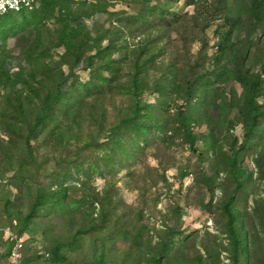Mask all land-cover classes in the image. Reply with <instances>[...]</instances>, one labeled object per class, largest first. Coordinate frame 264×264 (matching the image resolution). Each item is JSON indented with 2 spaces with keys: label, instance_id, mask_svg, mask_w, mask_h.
I'll use <instances>...</instances> for the list:
<instances>
[{
  "label": "rangeland",
  "instance_id": "1",
  "mask_svg": "<svg viewBox=\"0 0 264 264\" xmlns=\"http://www.w3.org/2000/svg\"><path fill=\"white\" fill-rule=\"evenodd\" d=\"M9 233L22 264H264V0L0 17V264Z\"/></svg>",
  "mask_w": 264,
  "mask_h": 264
},
{
  "label": "trees",
  "instance_id": "2",
  "mask_svg": "<svg viewBox=\"0 0 264 264\" xmlns=\"http://www.w3.org/2000/svg\"><path fill=\"white\" fill-rule=\"evenodd\" d=\"M259 85H260L259 81H253L249 84V86L247 88L246 105H247V108L249 109V111H252L254 113V115L257 114L256 107L254 104H255V97H256V89L258 88ZM51 106H52V104L48 100H45L44 105H43V111L47 112L48 110L51 109ZM43 119H44V116L37 118L35 125L31 129L32 134H35L37 127L42 123ZM248 129H250V128H248ZM231 153H232L233 159H234L236 152L233 149H231ZM232 162L234 163V160ZM225 213L228 217V224H227L228 233L230 235V240H231V244L233 247L234 259H236L238 256V237H237V233H236V230L234 228V225H233L234 217H233L232 212L229 210L228 206L225 207ZM61 247H62L61 244H57L55 246V248L51 251V255H50L49 259L52 263L64 262V258L61 257L59 254ZM151 264H157L156 260H152Z\"/></svg>",
  "mask_w": 264,
  "mask_h": 264
},
{
  "label": "built area",
  "instance_id": "3",
  "mask_svg": "<svg viewBox=\"0 0 264 264\" xmlns=\"http://www.w3.org/2000/svg\"><path fill=\"white\" fill-rule=\"evenodd\" d=\"M40 0H0V17L10 14H19L33 10ZM65 3L78 4L85 0H58ZM6 242L9 243L10 249L7 254V264H22L21 251L23 242L15 234L9 233L6 236Z\"/></svg>",
  "mask_w": 264,
  "mask_h": 264
}]
</instances>
